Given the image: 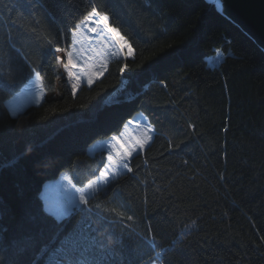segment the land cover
Wrapping results in <instances>:
<instances>
[{
  "label": "trees",
  "instance_id": "obj_1",
  "mask_svg": "<svg viewBox=\"0 0 264 264\" xmlns=\"http://www.w3.org/2000/svg\"><path fill=\"white\" fill-rule=\"evenodd\" d=\"M93 8L134 52L88 85L63 65ZM36 73L43 101L11 115ZM139 112L155 134L131 171L48 212L44 182L99 175L107 152L89 147ZM77 235L100 264H264V51L216 4L0 0V264H48L42 252Z\"/></svg>",
  "mask_w": 264,
  "mask_h": 264
},
{
  "label": "rangeland",
  "instance_id": "obj_2",
  "mask_svg": "<svg viewBox=\"0 0 264 264\" xmlns=\"http://www.w3.org/2000/svg\"><path fill=\"white\" fill-rule=\"evenodd\" d=\"M103 16L105 15L99 13L91 17L87 15L86 17L88 18L86 19L85 17L80 21L72 32L70 52L72 53V60L76 64L74 71L77 73L80 81L88 85L93 84L103 77L114 59L129 58L134 52L130 43L117 29L126 41L124 46L121 47L116 37L108 31V28L113 26L110 23L105 24L102 19ZM93 28L96 29L95 32L92 31ZM129 46L132 49L131 56L128 55ZM99 73L103 74L100 75ZM89 78H91V83H89ZM45 94V80L36 73L30 82L6 101V105L10 114L16 116L30 105L41 103ZM154 134L155 130L151 126L147 116L139 112L126 122L122 131L119 133L94 142L89 147V153L94 155L100 150L107 152V162L101 171V173L107 172V176H101V173H99V175L85 185H78L74 182L72 173L69 170H65L57 178L47 180L43 186L42 196L46 209L58 217H62L70 214L74 207L87 203L90 196L106 189L121 174L129 171L131 157L140 151H144L145 147L151 142ZM145 139H147V143H145L143 148L139 147L137 141H143ZM125 149L132 151L131 157L122 156ZM109 155L112 156V161H109ZM121 160L128 165L127 168L123 167ZM113 162L115 163L113 164ZM89 184L93 185V187L90 188ZM81 240V235L74 236L72 239L68 236L64 237L46 255L47 263L100 264V257L95 253L97 250L94 249L93 251L90 249L92 252L90 255L81 254L77 247ZM151 264L161 263L155 261Z\"/></svg>",
  "mask_w": 264,
  "mask_h": 264
},
{
  "label": "water",
  "instance_id": "obj_3",
  "mask_svg": "<svg viewBox=\"0 0 264 264\" xmlns=\"http://www.w3.org/2000/svg\"><path fill=\"white\" fill-rule=\"evenodd\" d=\"M216 4L215 1L206 0ZM240 9L235 16L227 14L217 5V10L239 26L264 51V0H231ZM111 97L108 98L110 100Z\"/></svg>",
  "mask_w": 264,
  "mask_h": 264
},
{
  "label": "snow or ice",
  "instance_id": "obj_4",
  "mask_svg": "<svg viewBox=\"0 0 264 264\" xmlns=\"http://www.w3.org/2000/svg\"><path fill=\"white\" fill-rule=\"evenodd\" d=\"M93 15H98V13H97V11H96L95 8H93L92 12L88 14V17H91V16H93ZM88 17H86V19H87ZM102 19H103V22H104L105 24L108 23V19H109V18H108L107 15L103 16ZM92 31L95 32L96 29L93 28ZM108 31H109L110 33H112V34L116 37L117 42H119V43L121 44V47H123L124 44L126 43V41H125L124 37H123L122 35H120L119 31H118L116 28H113V27H109V28H108ZM49 43H51V42H49ZM56 51L60 52V51H64V49L57 48ZM128 55H129V56L132 55V49H131L130 46H129V49H128ZM68 57H69L68 62L65 63V64L63 65L64 68H65V69H68L70 66H71L72 68H75V67H76V64H75V63L73 62V60L71 59V57H72V53H71V52H68ZM58 59H59V58H58ZM121 71H123V69H121ZM99 74L102 75L103 73H99ZM69 75L71 76V75H73V73H72V72H69ZM76 79L79 80V77H76ZM91 82H92V81H91V78H89V83H91ZM76 87H77V85L74 84V85H73V88L75 89ZM149 130H151V129H149ZM147 139H150V138H147ZM147 139H145V140H143V141H137V144L139 145V147L143 148L144 145H145V143H147ZM122 156H123V157H131V156H132V151H129L128 149H125L124 152L122 153ZM108 159H109V161H112V156L109 155ZM114 163H115V162H113V164H114ZM121 163H122L123 167H126V168L128 167V165H127L126 163H124L123 160H121ZM129 171H131V169H129ZM101 176H105V177H106V176H107V172H102V173H101ZM89 187L92 188L93 185L89 184Z\"/></svg>",
  "mask_w": 264,
  "mask_h": 264
},
{
  "label": "bare ground",
  "instance_id": "obj_5",
  "mask_svg": "<svg viewBox=\"0 0 264 264\" xmlns=\"http://www.w3.org/2000/svg\"><path fill=\"white\" fill-rule=\"evenodd\" d=\"M211 1H215L216 4L218 5V7L221 10L225 11L227 14L231 15V17L232 16H235L236 15V12H239L240 11V9L235 8L236 5L231 0H211ZM82 205L83 204H81L80 206H82ZM80 206H78V207H80Z\"/></svg>",
  "mask_w": 264,
  "mask_h": 264
}]
</instances>
